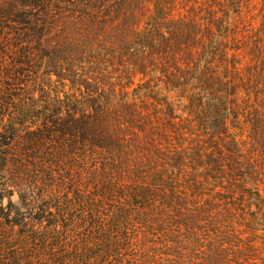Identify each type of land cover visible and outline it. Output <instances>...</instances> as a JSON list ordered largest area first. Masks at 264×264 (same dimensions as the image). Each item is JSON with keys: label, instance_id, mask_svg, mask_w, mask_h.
<instances>
[{"label": "rangeland", "instance_id": "rangeland-1", "mask_svg": "<svg viewBox=\"0 0 264 264\" xmlns=\"http://www.w3.org/2000/svg\"><path fill=\"white\" fill-rule=\"evenodd\" d=\"M24 110L59 135L6 154L0 264H264V0H0Z\"/></svg>", "mask_w": 264, "mask_h": 264}, {"label": "trees", "instance_id": "trees-1", "mask_svg": "<svg viewBox=\"0 0 264 264\" xmlns=\"http://www.w3.org/2000/svg\"><path fill=\"white\" fill-rule=\"evenodd\" d=\"M3 114L0 113V174L3 170V161L6 157V154L10 152V149L13 147L19 148L21 151H23V154H30L33 153L35 150H39L37 146H43L44 142L46 139L50 138L49 136H52V134H57L59 133H51L48 134L45 132V125L49 123L51 119H49L46 115V117H40V115H36L35 117H28V112L23 111L20 113L18 116L13 117L12 115L9 114V119L5 121V117H1ZM217 122L219 123V126H224L225 124V118L224 114L216 115ZM42 120V121H41ZM41 121V122H40ZM41 123V126L38 125L37 129L35 131L30 130L33 126H36L37 124ZM218 134V133H217ZM48 135V137H46ZM86 141H89V136L88 139L86 137L83 138ZM91 146H100L96 145L95 143H92ZM103 148V146H100ZM0 198H1V192H0ZM3 212H2V206L0 202V226L3 224L4 220ZM6 221V220H5ZM5 224V223H4ZM52 225V224H51ZM51 227H54L52 225ZM100 231H106V229H100ZM53 234H48L47 232H41L40 235H43L42 237H38L37 235H31L29 234L27 239L23 240L35 243L36 245L34 246H39V247H51L54 249V241H55V233H59L60 231H57V229L52 230ZM35 236V237H33ZM8 240V236H5V231L3 229H0V248L2 244H7L9 245L10 243L6 241ZM107 242V241H106ZM11 251V250H10ZM9 251V252H10ZM115 250L113 249L112 245L110 244H105L104 249L102 250L101 257L98 256V261H95L96 263L92 264H112V261L110 260V257H115L113 254ZM17 253L23 254V251L20 250L17 251ZM9 257H11V253H9ZM93 257H90V260ZM112 259V258H111ZM91 264V263H90ZM116 264H120L118 261Z\"/></svg>", "mask_w": 264, "mask_h": 264}]
</instances>
